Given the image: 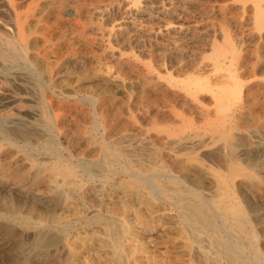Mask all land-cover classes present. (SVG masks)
<instances>
[{
	"label": "rangeland",
	"instance_id": "obj_1",
	"mask_svg": "<svg viewBox=\"0 0 264 264\" xmlns=\"http://www.w3.org/2000/svg\"><path fill=\"white\" fill-rule=\"evenodd\" d=\"M1 1L0 264H233L209 248L208 235L193 239L182 210L195 192L206 206L220 198L213 174L227 175L230 165L249 176H236L230 190L264 256V48L244 44L242 60L257 66L254 77L238 74L241 97L229 114L243 118L227 123V167L209 152L221 115H211L208 93L200 105L184 88L212 78L209 36L221 15L210 9L218 0H16L38 71L10 48H20L15 16ZM144 181L157 187L149 192ZM210 213L219 234L238 235L232 214L225 221ZM240 237L245 248L234 264H254L249 234Z\"/></svg>",
	"mask_w": 264,
	"mask_h": 264
},
{
	"label": "bare ground",
	"instance_id": "obj_2",
	"mask_svg": "<svg viewBox=\"0 0 264 264\" xmlns=\"http://www.w3.org/2000/svg\"><path fill=\"white\" fill-rule=\"evenodd\" d=\"M70 1V0H69ZM2 3L5 2L4 5H6L7 9L9 11L14 13L15 16V23L14 26L11 28H14L16 31V38L15 41L19 42L20 48L14 46L13 43L10 41V48L12 50L19 51L23 61L27 64L28 67H30L32 70L38 71L39 69H44L42 64L39 62V60L31 55L29 53L31 47V44H29L28 35L24 31L23 23L19 22L18 15L16 13L17 10V3L16 0H2ZM20 2V0H19ZM23 2V0H22ZM93 2V1H92ZM96 2V1H95ZM1 3V4H2ZM59 3V2H58ZM104 3V2H103ZM172 3V2H171ZM184 3V2H183ZM206 3V2H205ZM204 3V4H205ZM191 4V3H190ZM218 8H211L210 11L212 12L213 16H216L218 13L221 15L219 18V21L215 24L218 29H213L212 33L209 36V47H210V56H209V66H210V72L212 73V78L208 81H202L199 79H194V82H189L184 84V88L186 92L192 96H194V102L200 105H205L204 99L202 97V93H208L209 99L211 100L210 105L212 106V112L211 115L215 113V115H221V125L215 129V137L212 139V149L209 150L211 152L212 157L214 160H219L216 162L217 164L221 163L227 167L230 164V153H231V147L230 144V137L228 135L229 133V127L227 123H229L230 118H236L235 119V126H237V121H240L242 119L241 114L236 113H230L231 107L234 106L236 103L239 104L240 99V92H239V86L237 83V78H239V71L243 69V73H248V76H253L255 74V68L257 66L256 62L248 64L245 60H242L244 53L247 52L246 46L244 44L246 41H249V43L253 42L255 51L259 50V48H264V0H218L217 2ZM82 5V4H81ZM176 5V4H175ZM206 5V4H205ZM2 6V5H1ZM122 6V5H121ZM147 6V4H146ZM145 6V7H146ZM204 6V5H203ZM202 6V7H203ZM208 6V4H207ZM99 7V6H97ZM149 9H152L151 5H148ZM179 7V6H178ZM215 7V5H214ZM208 8V7H206ZM173 9V7H172ZM184 9V8H183ZM205 9V8H204ZM19 10V9H18ZM96 10V9H93ZM109 10V9H108ZM185 10V9H184ZM106 11V10H105ZM172 10L166 9L164 11L165 14H170ZM207 11V10H206ZM139 12V11H138ZM160 12V11H159ZM4 13V12H3ZM93 13V12H92ZM152 13V12H151ZM210 13V12H209ZM71 14V13H70ZM98 13H96L97 15ZM179 14V13H178ZM193 14V13H192ZM211 14V13H210ZM3 15V14H2ZM209 15V14H208ZM228 15L231 17H228ZM118 16V15H117ZM182 16V15H181ZM70 17V16H69ZM103 17V16H102ZM126 17V16H125ZM135 17V16H133ZM199 17V16H198ZM218 17V16H217ZM92 18V17H90ZM109 18V17H108ZM111 18V17H110ZM105 19V18H104ZM201 19V18H199ZM206 19H209V17ZM215 20V17H214ZM211 21V20H210ZM205 22V21H204ZM158 23V22H157ZM207 23V22H205ZM133 24V23H132ZM212 24V22H211ZM130 26V25H129ZM188 26V25H187ZM2 27V26H1ZM0 27V28H1ZM10 27V26H9ZM141 27V26H140ZM144 27V26H143ZM142 27V28H143ZM148 27V26H147ZM43 28V27H42ZM152 28V27H151ZM191 28V27H190ZM194 28V27H193ZM211 28V27H210ZM10 29V28H9ZM62 29V28H61ZM127 29V28H126ZM140 29V28H139ZM145 29V28H144ZM173 29V28H172ZM191 30V29H190ZM194 32L196 29H193ZM204 30V29H203ZM13 31V29H12ZM116 31V30H115ZM119 31V30H118ZM121 31V30H120ZM124 31V30H123ZM52 32V31H51ZM198 32V31H197ZM196 32V33H197ZM31 33V32H30ZM35 33V32H34ZM37 33V32H36ZM45 34H49L48 30H44ZM204 33V32H203ZM40 34V33H39ZM110 34V33H109ZM121 34V33H120ZM184 34V33H183ZM1 35V34H0ZM165 35V34H164ZM199 35V34H198ZM209 35V34H208ZM3 36V35H1ZM168 36V35H167ZM169 37V36H168ZM201 38V37H200ZM4 39V38H3ZM116 39V38H115ZM125 39V38H124ZM171 39V38H170ZM163 40V39H162ZM198 40V39H197ZM203 40L201 39V42ZM99 42V41H98ZM115 42V41H114ZM149 42V40H148ZM182 42V41H181ZM9 43V42H8ZM130 43V42H129ZM128 43V44H129ZM133 43V42H132ZM154 43V42H153ZM150 44V43H149ZM160 44V43H159ZM170 44V43H169ZM201 44V43H200ZM120 45V44H119ZM155 45V44H154ZM197 45V44H196ZM118 46V45H117ZM8 47V46H7ZM116 47V45H115ZM146 47H148L146 45ZM174 47V46H173ZM198 48V47H197ZM6 49V48H5ZM9 49V48H8ZM139 50H142L139 48ZM182 50V49H181ZM146 51V50H145ZM152 51V50H151ZM9 52V51H8ZM148 52V51H147ZM142 53V52H141ZM6 53L2 52V55L5 56ZM38 54V53H37ZM110 54V53H109ZM157 54V53H156ZM247 54V53H246ZM17 55V54H16ZM106 55V54H105ZM112 55V54H111ZM173 55V54H172ZM171 55V57H172ZM248 55V54H247ZM19 57V56H18ZM20 58V57H19ZM90 58V57H89ZM107 58V56H106ZM113 58V56H112ZM21 59V58H20ZM110 59V58H109ZM259 59V58H258ZM47 60V59H46ZM156 60V59H155ZM157 62V60H156ZM251 62V61H250ZM49 63V62H48ZM113 65V64H112ZM54 67V66H53ZM200 67V66H199ZM118 68V67H117ZM128 68V67H127ZM262 68V67H261ZM264 68V67H263ZM55 70V69H54ZM264 70V69H263ZM17 71V70H16ZM5 72V71H4ZM91 74V73H90ZM158 76V75H157ZM17 77V76H16ZM42 77V76H41ZM82 77V76H81ZM208 77V76H207ZM254 77V76H253ZM263 77V76H262ZM51 78V77H50ZM258 78V77H256ZM264 78V77H263ZM8 79V78H7ZM172 79V78H171ZM251 79V78H250ZM144 80V79H143ZM25 81V80H24ZM11 82V81H10ZM95 82V81H94ZM232 82V83H231ZM243 80L241 81V83ZM246 82V81H244ZM1 83V82H0ZM3 83V82H2ZM1 83V84H2ZM171 83V82H170ZM180 83V82H179ZM5 84V83H4ZM11 84V83H10ZM177 84V83H176ZM244 84V83H243ZM255 84V83H254ZM3 85V84H2ZM14 85V84H13ZM93 85V84H92ZM56 86V85H55ZM182 86V85H181ZM51 87V86H47ZM98 87V86H97ZM18 88V87H17ZM51 89V88H50ZM259 89V88H258ZM21 90V89H20ZM64 90V89H63ZM81 90V89H80ZM137 90V89H136ZM183 90V88L181 89ZM68 91V90H67ZM74 91V90H73ZM78 91V90H77ZM84 91V90H83ZM241 91V90H240ZM9 92V91H8ZM24 92V90L22 91ZM63 92V91H62ZM250 92V91H249ZM96 93V92H95ZM67 94V93H66ZM69 94V93H68ZM67 94V95H68ZM72 94V93H71ZM78 94V93H77ZM263 94V93H262ZM1 95V94H0ZM9 95V94H8ZM52 95V94H51ZM95 95V94H94ZM242 95V94H241ZM7 96V95H6ZM54 96V95H53ZM56 96V95H55ZM75 96V95H74ZM68 97V96H67ZM90 97V96H89ZM4 98V97H3ZM70 98V97H68ZM67 98V99H68ZM73 98V97H72ZM76 98V97H75ZM186 98V97H185ZM184 98V99H185ZM205 98V97H204ZM207 98V97H206ZM13 99V98H12ZM71 99V98H70ZM91 99L94 101L96 100L94 96L91 97ZM30 100V99H29ZM111 100V99H110ZM192 100V99H191ZM254 100V99H253ZM264 100V99H263ZM17 101V100H16ZM97 101V100H96ZM96 101H94L96 103ZM133 101V100H132ZM187 101V100H186ZM10 102V101H9ZM14 102V100H13ZM249 102V101H248ZM247 102V103H248ZM12 103V102H11ZM188 104V102H187ZM250 104V103H249ZM256 104V103H254ZM94 105V104H93ZM96 105V104H95ZM194 105V104H192ZM209 105V106H210ZM101 106V105H100ZM134 106V105H133ZM195 106V105H194ZM198 106V105H197ZM253 107V106H252ZM264 107V106H263ZM132 108V106H131ZM138 108V107H137ZM187 108V106H186ZM237 108V107H236ZM257 108V107H256ZM17 109V108H16ZM203 109V108H202ZM248 109V108H247ZM254 109V107H253ZM20 110V109H19ZM32 110V109H31ZM45 110V109H44ZM49 110V109H48ZM61 110V109H60ZM235 110V109H234ZM261 110V109H260ZM27 111V110H26ZM207 114H210L209 110H205ZM19 112V111H18ZM50 112V110H49ZM264 112V111H263ZM23 113V112H22ZM30 113V112H29ZM251 113V112H249ZM32 114V113H31ZM56 113V120L58 119L59 115ZM70 114V113H69ZM79 114V113H78ZM195 114V112H194ZM248 114V113H247ZM36 115V114H35ZM256 115V114H255ZM264 115V114H263ZM29 116V115H28ZM79 116V115H78ZM206 116V115H205ZM254 116V114H253ZM139 117V116H138ZM261 117V116H260ZM197 118V117H196ZM256 118V117H255ZM260 119V118H259ZM258 119V120H259ZM199 120V119H198ZM249 120V119H248ZM245 121V120H244ZM169 122V121H168ZM246 122V121H245ZM262 125V124H261ZM48 126V125H47ZM167 126V125H166ZM176 126V125H175ZM8 129V128H7ZM104 129V128H103ZM200 130V129H199ZM198 130V131H199ZM168 131V130H167ZM202 131V130H201ZM190 132V131H189ZM3 133V132H2ZM11 133V132H10ZM1 134V133H0ZM67 134V133H66ZM88 134V133H87ZM197 134V133H196ZM212 134V133H211ZM5 135V134H4ZM213 135V134H212ZM1 136V135H0ZM8 136V135H7ZM205 137V135H204ZM104 138V137H103ZM182 138V137H181ZM188 138V137H187ZM89 139V138H88ZM186 139V138H184ZM205 139V138H204ZM251 139V138H250ZM188 140V139H187ZM8 141V140H7ZM69 141V140H68ZM174 141V140H172ZM196 141V140H195ZM10 142V141H9ZM104 142V141H103ZM210 142V141H209ZM208 142V143H209ZM59 143V142H58ZM109 143V142H108ZM199 143V142H198ZM261 143V142H260ZM104 144V143H103ZM111 144V143H110ZM143 144V143H142ZM149 144V143H148ZM190 144V143H189ZM196 144V143H195ZM61 145V144H60ZM59 145V146H60ZM114 145V144H113ZM112 145V146H113ZM262 145V144H261ZM62 146V145H61ZM102 146V145H101ZM140 145H138L139 147ZM182 146V145H181ZM185 146V145H184ZM248 143L241 144V147L239 148V153L243 154L244 152L247 154L249 149ZM106 147V146H105ZM117 147V146H115ZM142 147V145H141ZM199 146H196L195 148H198ZM194 147L192 148L195 149ZM62 149V148H61ZM175 149V148H174ZM111 150V149H110ZM118 150V149H116ZM120 150V149H119ZM123 150V149H122ZM51 151V150H50ZM102 151V149H101ZM105 151V150H104ZM112 151V150H111ZM125 152V150H123ZM138 151V150H137ZM192 152V151H191ZM204 152V151H202ZM201 152V153H202ZM206 152V151H205ZM106 153V152H105ZM116 152L112 151L110 152L111 155H116ZM118 156H123V152H117ZM190 153V152H189ZM129 154V153H128ZM144 154V153H143ZM203 154V153H202ZM209 154V153H208ZM207 154V155H208ZM199 155V154H198ZM72 156V155H71ZM127 156V155H126ZM209 156V155H208ZM246 156V155H245ZM61 157V156H60ZM110 157V156H109ZM129 157V156H128ZM210 157V156H209ZM40 158V157H39ZM45 158V157H44ZM68 158V157H67ZM193 158V157H189ZM207 158V157H206ZM216 158V159H215ZM37 159V158H36ZM111 159V158H110ZM130 159V158H129ZM142 159V158H140ZM187 159V158H186ZM199 160V158H197ZM40 160V159H39ZM116 160V159H114ZM135 160V159H134ZM241 160V159H240ZM113 161V160H112ZM121 161V160H120ZM137 161V160H136ZM196 161V160H195ZM40 162V161H39ZM117 162V161H116ZM241 162V161H240ZM259 162V161H258ZM65 163V162H64ZM88 163V162H87ZM115 163V161H114ZM199 163V162H198ZM202 163V162H201ZM211 163V162H210ZM243 163V162H242ZM261 163V162H260ZM37 164V163H36ZM59 164V162H57ZM66 164H68L66 162ZM113 164V163H112ZM111 164V165H112ZM207 164V163H206ZM40 165V164H39ZM61 165V164H59ZM122 166V164H120ZM137 165V164H136ZM143 165V164H141ZM244 165V163H243ZM44 166V165H43ZM48 166V165H47ZM73 166V164H72ZM113 166V165H112ZM118 166V165H116ZM196 166V165H194ZM205 166V165H204ZM231 169L229 170V173L223 174V173H214L213 177L217 183L218 188L220 189V194L218 199L213 200L210 205L205 204V201L203 200L202 196L199 192H195L194 195L197 198L196 201L189 203L188 206H184L182 210L185 211L186 216L189 219V223L191 224V234L193 236V239L195 241L200 239V234H206L208 235V244L209 248H213L216 250L217 253L221 254L222 256H225L226 259L229 260L231 263H239V260L235 255L240 256L239 254L243 253L244 251V245H242L241 237L240 235H243L244 233L249 234V241L252 243L253 253H254V264H264V256L262 251L257 247V237L255 233L253 232L255 229L251 228V225L247 221L246 211L244 207L240 204V202L237 200V198L234 195V192L230 190V184L233 182V179L236 176H245L249 177L248 174H244L242 169L233 167L232 165ZM71 167V166H69ZM125 167V166H122ZM216 167V166H215ZM41 168V167H40ZM44 168V167H43ZM46 168V167H45ZM59 168L58 166H55L54 169ZM72 168V167H71ZM112 168V167H111ZM117 168V167H116ZM120 168V166H119ZM207 168V167H206ZM218 168V167H217ZM222 168V167H221ZM60 169V168H59ZM121 169V168H120ZM123 169V168H122ZM127 169V167H126ZM124 169L125 171H127ZM58 170V169H57ZM85 170V169H84ZM153 170V169H152ZM42 171V170H41ZM121 171V170H120ZM124 171V172H125ZM129 171V169H128ZM139 171V170H138ZM155 171V170H154ZM73 170H70V174H72ZM82 172V171H81ZM134 172V171H133ZM157 172V171H155ZM39 173V172H38ZM50 173V171H49ZM78 173V172H77ZM143 173V172H142ZM146 173V172H144ZM148 173V172H147ZM204 173V172H203ZM85 174V173H84ZM87 174V173H86ZM90 175V174H88ZM152 175V174H151ZM83 176V175H82ZM68 177V176H67ZM86 177V176H85ZM89 177V176H88ZM146 177V176H145ZM150 177V176H149ZM162 177V176H161ZM62 178V177H61ZM82 178V177H79ZM136 178V176H135ZM147 178V179H146ZM145 180L153 181V177H146ZM69 179V178H68ZM138 179V178H137ZM170 179V178H169ZM172 179V178H171ZM170 179V180H171ZM103 180V179H102ZM137 181V180H136ZM168 181V180H167ZM198 181V180H197ZM101 182V181H100ZM155 184H158L157 181H154ZM145 186L148 187L146 181H144ZM140 184V183H139ZM143 184V183H142ZM144 186V185H143ZM157 186L152 183L149 188L154 189ZM170 188V187H169ZM175 188V187H172ZM207 189V188H206ZM217 189V188H216ZM160 190V189H159ZM162 190V189H161ZM165 191V190H164ZM154 192V191H153ZM159 193V191H158ZM188 194V193H187ZM190 194V193H189ZM204 194V193H202ZM207 194V192H206ZM159 195V194H158ZM162 195V194H161ZM166 195V194H165ZM172 196V194H171ZM186 196V195H185ZM189 196V195H188ZM174 197V196H173ZM205 198V197H204ZM251 198V197H250ZM188 199V198H187ZM206 199V198H205ZM224 199H228V203L226 205L221 204ZM185 200V199H183ZM252 200V199H251ZM166 201V200H165ZM179 201V200H178ZM209 201V199L207 200ZM254 202V201H253ZM178 203V202H177ZM176 203V204H177ZM180 203V202H179ZM183 202H181L182 204ZM187 203V202H186ZM176 204H174L176 206ZM173 205V206H174ZM174 206V208H175ZM212 207V208H211ZM182 208V207H181ZM180 209V208H178ZM213 209L215 212L214 215L220 216L223 220L225 219L226 215L232 214L233 219L231 224H229V228L233 229L238 235H233L234 239L229 238V236L226 238L219 234L218 231L215 228V224L212 221V214H209V211ZM176 210V209H175ZM6 215V214H5ZM178 215V214H176ZM180 216V215H179ZM26 217V216H25ZM185 217V219L187 218ZM228 218V217H227ZM221 219V220H222ZM44 220V218H43ZM82 220V219H81ZM183 220V218H182ZM187 220V219H186ZM223 222V226L225 227V222ZM229 219H225V221ZM231 220V219H230ZM41 221V220H39ZM184 221V220H183ZM215 222V219H214ZM219 222V221H218ZM185 223V222H184ZM216 223V222H215ZM217 226V225H216ZM253 226V225H252ZM53 227V226H52ZM128 227V226H127ZM228 228V226H227ZM189 229V230H190ZM232 230V231H233ZM212 231V233H210ZM221 232V231H220ZM230 232V230H229ZM118 234V233H117ZM258 236V235H257ZM110 237V236H109ZM205 239V238H204ZM204 239H202L204 241ZM194 241L190 239V244H192ZM198 242V241H197ZM115 243V242H114ZM138 243V242H137ZM196 243V242H195ZM248 243V242H246ZM189 244V245H190ZM250 244V243H249ZM111 245V244H110ZM114 245V244H113ZM119 245V243H118ZM198 245V244H197ZM207 245V244H206ZM205 245V246H206ZM134 246V245H133ZM139 246V245H138ZM196 246V245H195ZM204 246V247H205ZM112 247V246H111ZM193 247V246H192ZM244 247V248H243ZM249 248V247H248ZM205 249V248H204ZM150 250V249H149ZM208 250V249H207ZM113 251V250H112ZM122 251V250H121ZM156 251V250H155ZM193 252V250H191ZM211 251V250H210ZM89 252V251H88ZM115 252V251H114ZM214 252V251H213ZM123 253V252H121ZM135 253V252H134ZM195 253V252H194ZM193 253V254H194ZM202 253V252H201ZM193 254L190 255V258H192ZM150 255V254H149ZM189 255V254H188ZM220 255V257H221ZM120 256V255H119ZM244 256V255H243ZM242 256V258H243ZM123 257V256H122ZM121 257V258H122ZM164 257V256H163ZM189 257V256H188ZM128 258V257H127ZM240 258V257H239ZM251 258V257H250ZM120 259V257H119ZM155 259V258H154ZM219 259V258H218ZM222 262L224 260H221ZM248 261V260H247ZM241 262V261H240ZM249 262V261H248ZM253 262V261H252ZM168 263V262H167ZM128 264V263H127ZM132 264V263H131ZM136 264V263H134ZM169 264V263H168ZM242 264V262H241ZM250 264V263H248Z\"/></svg>",
	"mask_w": 264,
	"mask_h": 264
}]
</instances>
